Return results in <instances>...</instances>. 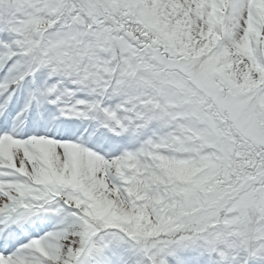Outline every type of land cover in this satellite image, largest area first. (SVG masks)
I'll return each mask as SVG.
<instances>
[{
	"label": "snow or ice",
	"instance_id": "6c2138e0",
	"mask_svg": "<svg viewBox=\"0 0 264 264\" xmlns=\"http://www.w3.org/2000/svg\"><path fill=\"white\" fill-rule=\"evenodd\" d=\"M0 264H264V0H0Z\"/></svg>",
	"mask_w": 264,
	"mask_h": 264
}]
</instances>
